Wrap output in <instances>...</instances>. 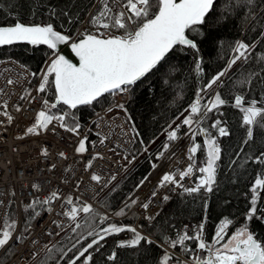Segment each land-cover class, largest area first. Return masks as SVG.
Listing matches in <instances>:
<instances>
[{
  "label": "snow or ice",
  "instance_id": "6c2138e0",
  "mask_svg": "<svg viewBox=\"0 0 264 264\" xmlns=\"http://www.w3.org/2000/svg\"><path fill=\"white\" fill-rule=\"evenodd\" d=\"M238 22L242 27L233 33ZM229 35L234 39L227 40ZM20 42L46 46L36 89L39 107L20 135L56 134L57 128L69 131L75 134L74 153L83 156L89 153V145L95 149L107 136L100 131L99 114L87 116V122L81 117L97 107L111 112L108 97L112 96L118 100L114 107L126 117L122 135L131 141L123 152L122 159L127 160L123 167L127 169L141 156L148 159L151 170L160 171L156 189L163 192L164 201L172 199L169 193H177L182 202L198 194L208 199H201L203 217L198 223L178 227L175 215L157 224L154 217H159L162 208L149 212L157 191L143 202L137 195L151 170L122 201L113 196L116 202L106 205V210L83 199L80 178L71 181L75 194L72 188L57 186L44 196L40 195L43 181L37 178L21 186L22 193L31 190L24 197L23 219L9 211L15 196L11 188L0 226V249L11 251L12 245L31 237L32 219L42 211H53L55 202L63 219L53 223L64 232L66 243L49 241L39 264H98L97 256L104 264H128L118 249H132L136 264L141 256L146 264H264V51L254 52L264 48V0H87L83 7L73 0L63 6L31 0L27 8L21 0H0V46L15 47ZM62 44L70 46L75 56L66 55ZM226 45L223 62L213 63ZM254 58L257 63L234 72L237 63L248 64ZM193 71L197 86L194 95H189ZM230 72L233 77L228 84ZM19 82L9 76L0 86V115L4 117L0 124L5 126L23 108L12 101L15 88L8 87ZM32 92L25 87L19 99L37 100ZM137 103H146L156 113L158 128L137 127L131 110ZM229 108L234 115L229 116ZM92 124L97 126V140L90 139ZM234 126L243 136L229 155L228 173L222 178L225 149L221 138L232 137ZM161 136L164 140L158 144ZM173 142L186 145V151L181 149L182 166L175 159ZM49 151L45 142L40 152L47 155ZM168 152L174 158L171 163L160 159ZM58 155L67 159L66 151ZM97 158H103V153L92 151L84 167L93 181L110 183L114 173L102 177L93 170ZM48 167L55 171L57 166L49 163ZM241 183L243 192L237 187ZM212 195L219 198L220 212L209 236L205 228ZM241 198L243 203L235 207L233 200ZM134 207L140 208L148 227L124 222ZM45 229L50 236L58 234L47 225ZM117 234L123 238L103 254L107 240ZM28 243L34 247L36 241ZM38 255L32 250L28 264Z\"/></svg>",
  "mask_w": 264,
  "mask_h": 264
},
{
  "label": "built area",
  "instance_id": "2783aa9c",
  "mask_svg": "<svg viewBox=\"0 0 264 264\" xmlns=\"http://www.w3.org/2000/svg\"><path fill=\"white\" fill-rule=\"evenodd\" d=\"M16 61L14 58L10 61L6 58L0 59V86L4 85L6 78L9 76L18 79L20 81L19 83L9 85L8 87L15 88V91L11 93L12 101L23 104V108L19 112L14 113V121L10 126L0 124V200L4 201V205H0V226H2L5 206H7L8 199L10 198L11 188H15V196L12 197L14 203L10 206L9 211L11 212V209L14 208V218L22 219L21 208L25 202L24 197L31 190L26 188L25 192L22 193L21 186L26 187L37 178L42 180L44 184V189L40 192L41 196L46 195L52 187L59 186L62 189L72 188L71 181L80 178L81 185L79 194L83 196L84 200L92 202L99 210H105L98 205V197L132 165L129 164L127 169L123 167V164L127 163V160L122 159L123 152L129 148L131 141L127 138V135H122V132L127 127V121L124 112L114 107L118 100H113L112 98L110 104L113 105V108L111 112L98 109L92 116L96 118V114H99V118L102 121L100 131L107 136V140L104 144H98L95 149L89 145V153H85L83 156L74 153L72 141L75 139V134L69 131L57 128L56 134L48 132L42 135H20L23 128L31 122L30 118L33 117L34 110H38L39 107L40 93L36 91L39 71L36 73V76H21L20 73L33 71L20 62L16 63ZM25 87L33 90L32 95H35L37 100L28 103L27 100L19 99V94ZM109 106L104 108H108ZM0 119H4V117L0 115ZM91 127L94 129L91 140H97L95 134L97 126L96 124H92ZM45 142H47V146L50 149L47 155L40 152ZM173 144L175 145L173 151L177 154L175 159L179 161L178 166H182L183 160L180 159L182 155L181 149L186 151V145L182 142H173ZM117 145L122 147H117ZM59 151H66L67 159L60 157L58 155ZM92 151H100L103 153V158H97L94 161L95 167L93 170L97 171L102 177L110 176L113 173L115 174L114 180L110 183L100 185L98 181H93L91 179V173L84 167ZM160 159H167L171 163L174 158L172 153L168 152L165 156L160 157ZM184 159H187V157L184 156ZM49 163L56 164L55 171L49 169ZM65 169H67V172L64 171ZM150 170L151 168L146 174ZM159 174V169L151 170V175H149L145 184L137 190V195L140 197L141 202L148 199L152 191H157V196L152 198L150 202L151 207L149 212L151 213H155L157 207L162 208L164 201L162 200L163 192L156 189ZM72 190L75 194V189L72 188ZM176 194L169 193L172 197ZM52 207L53 211H42L41 216L32 219V236L22 243L12 245L11 256L1 264H27V256H30L32 250L41 253L45 249V245L53 237L48 235L45 225L48 228L55 229L58 233L60 229L57 228V225L53 221L63 219L56 211L58 206L55 202ZM132 212L137 217L136 223L140 220L145 221L140 214V208L134 207ZM29 239H35L36 243L34 247L28 243ZM5 251L4 249H0V255ZM181 258L184 257L182 256Z\"/></svg>",
  "mask_w": 264,
  "mask_h": 264
},
{
  "label": "trees",
  "instance_id": "16d2710c",
  "mask_svg": "<svg viewBox=\"0 0 264 264\" xmlns=\"http://www.w3.org/2000/svg\"><path fill=\"white\" fill-rule=\"evenodd\" d=\"M21 2L27 6L31 3V0H21ZM38 2L41 5L44 4H57L60 6H63L68 0H38ZM73 2L78 3L81 7H83V4L87 2V0H73ZM42 11L44 13H47V8L43 7ZM37 15H40V11L37 12ZM84 15H87V13H84L81 16V20H83ZM79 23V22H78ZM242 27V25L237 23V27L232 29L233 33H236L239 31V29ZM258 34V33H257ZM251 35V34H250ZM252 39H255V36L252 35ZM227 40L231 41L234 39V36L229 35L226 37ZM248 42H251L250 40ZM46 46H36L32 47L28 45L27 43H18L15 47L10 46H1L0 47V59L6 58L8 56H11L15 60L19 61L23 65H27L28 68H30L33 72L37 73L38 70L43 66V59L42 53L45 51ZM264 51V48L257 47L254 49V52H260ZM228 54L227 45L225 46V52L221 54L219 58H214L213 63H222L224 60V56ZM207 53H205V56L207 58ZM257 63L256 59L254 58L253 61L249 62L248 64H241L237 63L234 66V72L238 73L239 71L247 70L249 67H251L253 64ZM196 74L193 71L192 77L189 80V95H194L196 80H195ZM233 77V72L229 73V79L226 80V83L231 84ZM110 103L112 100V96L108 97ZM147 96L144 97V100L147 101ZM108 105H104L106 107ZM101 109L100 107L95 108L94 110H87L85 115H82V119H85V122H87V116H93L94 113ZM134 114V118L137 122V127L143 129L152 130L159 127V122L156 117V113L149 110V106L146 103H137L134 105L131 109ZM229 116L234 115L233 111L229 108L228 109ZM214 118V116L212 117ZM234 135L230 138H221V142L224 145V160L221 164V168H223V172L219 173L221 177L228 173V168L225 167L226 164L229 163V155L233 152V149L236 147V144L239 139L242 138L243 133L241 130L236 128L234 126L233 128ZM93 137V134L90 135V139ZM164 140V137L161 136L160 141H158V144ZM202 158V157H201ZM151 167L150 161L148 159H145L143 156L138 158L137 162H134L131 167H129L123 175H121L107 190L103 191L100 197L98 198V204L102 208L106 209V205H111L115 203L116 201L113 199V196H116L117 199L123 200V197L127 195L129 191L135 186V184L138 183V181L146 174V172ZM117 186L119 188L117 189ZM241 192L244 191L243 183L237 186ZM113 189H117V191L114 193ZM225 196L227 193L224 194ZM205 198L208 199L207 196H203L202 194H198L195 197L189 196L184 200L181 201L180 196L177 194L174 196L170 201H164L162 209L163 211L160 213L159 217H155L157 224L160 223V221L168 219L169 217L175 215L176 220L175 223H177V226L179 227L181 224H195L198 223L199 220L203 217V212L201 210V199ZM195 201V202H193ZM243 203L242 198L237 200H233V204L235 207H240V205ZM11 212L14 213V208L11 209ZM220 212V203L219 198L216 195H212L210 198V213L208 217V221L206 223L205 232L206 235H211L215 231V222H216V216ZM25 216V209L22 207V219ZM136 216L135 214L131 213L124 222H135ZM139 223L144 224L145 227H148L147 223L145 221H139ZM230 234V232L228 233ZM64 236V232L60 234L55 240H51V243L55 244L57 241H59L61 244L66 243L62 239ZM123 238L119 236L118 234L113 236L112 238H109L107 240V245L105 246L104 253L106 254L108 249L115 246V240ZM45 251V250H44ZM44 251L38 255L36 259H34L31 264H39V260L43 258ZM120 252L121 258L128 261V264H136L137 257L133 255L132 249H118ZM12 254V251L6 250L4 253L0 255V264L4 263ZM98 264H104V261L101 259V256L96 257ZM140 264H146V260L143 256L139 257ZM54 264V262H53Z\"/></svg>",
  "mask_w": 264,
  "mask_h": 264
},
{
  "label": "water",
  "instance_id": "95a60500",
  "mask_svg": "<svg viewBox=\"0 0 264 264\" xmlns=\"http://www.w3.org/2000/svg\"><path fill=\"white\" fill-rule=\"evenodd\" d=\"M20 43H26V42H20ZM1 47V46H0ZM61 47L63 48V50L65 51L66 55H69L70 58L74 57L75 54L71 52L70 46H66V45H61ZM78 58H75L74 62H77Z\"/></svg>",
  "mask_w": 264,
  "mask_h": 264
},
{
  "label": "rangeland",
  "instance_id": "374dc122",
  "mask_svg": "<svg viewBox=\"0 0 264 264\" xmlns=\"http://www.w3.org/2000/svg\"><path fill=\"white\" fill-rule=\"evenodd\" d=\"M117 180V179H116ZM116 180H114L111 184H110V186L116 181ZM110 186H108L105 190H107ZM104 190V191H105ZM133 213V212H132ZM134 214V213H133ZM63 231H60L56 236H55V238H57L58 236H60V234L62 233ZM55 238L53 239V240H55Z\"/></svg>",
  "mask_w": 264,
  "mask_h": 264
}]
</instances>
